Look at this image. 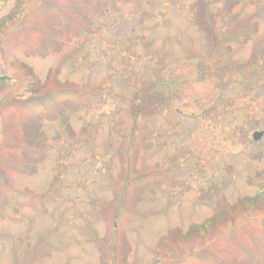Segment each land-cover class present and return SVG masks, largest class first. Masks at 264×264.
<instances>
[{"label": "rangeland", "instance_id": "374dc122", "mask_svg": "<svg viewBox=\"0 0 264 264\" xmlns=\"http://www.w3.org/2000/svg\"><path fill=\"white\" fill-rule=\"evenodd\" d=\"M13 5L7 0L0 19ZM201 10L214 42L197 23ZM50 12L62 13V21L45 22ZM85 17L89 23L81 33L78 22ZM201 58L208 77L199 80ZM18 62L41 80L49 74L84 87L88 106L81 110L80 102L79 111L72 105L65 111L71 131L60 121L42 123L45 148L33 173L24 164L28 157H12L13 149L0 146V164L11 165L9 185H0V264H155V249L160 264H218L198 257L174 261L203 245L220 261L264 264V206L238 204L264 184V135L252 139L264 130V0H26L0 31V70L10 77L1 96L14 90L27 95ZM249 62L254 71L236 73ZM217 65L226 67L208 74ZM157 73L181 84L147 129L138 126L143 122L135 127L137 139L145 138L138 170L148 182L130 185L116 214L121 136L138 86ZM210 104L214 108L200 115ZM18 111L8 104L2 119L19 128ZM16 190L32 194L31 203L24 207L6 198ZM225 202L235 212L204 240L169 239ZM236 221V238L209 243Z\"/></svg>", "mask_w": 264, "mask_h": 264}, {"label": "trees", "instance_id": "16d2710c", "mask_svg": "<svg viewBox=\"0 0 264 264\" xmlns=\"http://www.w3.org/2000/svg\"><path fill=\"white\" fill-rule=\"evenodd\" d=\"M26 0H14V5L12 7V11L6 15H4L0 19V31L3 28L12 22V20L21 12V9ZM118 2L119 0H105ZM82 2V1H81ZM7 3V0H0V10ZM52 4V3H50ZM59 4L55 3L57 7ZM60 8V5L58 6ZM61 9V8H60ZM203 10L204 8L201 7ZM202 10L199 11V15L197 18L198 25H201V28L205 31V33L209 36L211 40L214 42V33L212 30V25L209 24L206 20L207 18L202 14ZM62 11V10H61ZM60 12V11H59ZM62 13L53 15L51 12L47 14V18H45V22L51 21V19L61 22ZM86 19H81L78 23L81 24V33L84 32V27L86 23H89L87 17ZM61 20V21H59ZM47 21V22H48ZM82 35V34H81ZM82 38V37H81ZM215 45V43H214ZM213 45V46H214ZM214 50H210L208 54V58L214 55ZM254 59L256 54H254ZM252 57V58H253ZM205 59V58H204ZM216 60L218 64H220L221 60L218 56H216ZM20 68L23 70L24 74L27 77V82L24 86V90L27 95L23 98L22 95H19L16 90L9 92L8 94L0 95V121L2 122V141L0 146H5L9 150L13 149V156H18L19 158H29L27 162L24 164H28L27 171L28 173H33L34 162L37 161L42 156L43 149L45 148V142H43L42 135V123L45 121L56 122L60 121L67 125V129L71 131V126L66 121L67 114L65 111L69 109L72 105L74 111L80 110V102H81V110L82 107H87L86 103V94L88 91L84 87H70L65 83L60 82L59 80H54L52 77H48L47 74L44 80L39 79L35 73L31 70L30 67H27L24 63L18 62ZM203 64V59L200 60V67H197L198 76L197 79H201L202 77H208L207 74L201 71V66ZM254 64V63H253ZM252 63H245L243 66H240L239 72L242 70L245 71H254L252 68ZM262 66L260 63L257 64V70ZM226 65H217L213 66L210 70L206 69L208 74L215 73L220 69L225 68ZM264 68V66H263ZM262 68V69H263ZM49 73V72H48ZM10 81V77L7 74L6 70H0V93L4 89V87L8 86ZM181 81H176L171 78H166L162 76V74L157 73L154 77L148 78L147 82L143 80L138 86V91L135 93V103L132 105L130 110V116L127 120L126 127L124 128V133L121 138V150L118 158L120 160L121 165V173L119 181L122 183L121 187L115 190L114 193V203L113 211L118 214L120 210H122V204L126 199V192L129 189L130 185L136 186V188H142L148 182V179L145 176V172H140L138 170V161L140 159L141 152V143L145 141V138L142 136L137 139L135 135V127L139 122H143L141 128L143 130L148 127L145 125L146 122L149 121L151 117H155L158 113L159 107L169 101L170 98L174 96V94L179 90ZM262 92L264 93V85H262ZM76 103V104H75ZM16 105L19 110L20 117V126L16 128L11 123L4 122L3 118V108L6 105ZM75 104V105H74ZM9 107V106H7ZM71 107V108H72ZM70 108V109H71ZM214 108L213 104H210L208 107L202 110L200 115L210 112ZM3 120V121H2ZM0 122V123H1ZM8 125V126H6ZM121 125V124H120ZM117 126V125H116ZM118 127V126H117ZM15 149V150H14ZM31 163V164H30ZM13 166H18V163H14ZM132 165V166H131ZM25 167V166H24ZM11 168V165H8L6 162L0 164V185L2 183H8V175L7 170ZM32 170H29V169ZM23 168H20L22 171ZM19 170V169H18ZM260 174L264 175V168L261 170ZM261 179V178H260ZM3 181V182H2ZM133 183V184H132ZM6 184V185H7ZM1 190V189H0ZM6 198L9 200H18V204L21 206H27L31 203V199L33 195L30 193H25L24 191H14V193H7ZM120 203L117 204V203ZM226 203V202H225ZM227 204V203H226ZM218 208L217 212L210 216L209 218L203 220L201 223L193 224L186 233L180 234L179 230H174L169 236L170 240L174 239V241L178 238H182L183 240H190L193 238H200V241L205 239V236L208 232H211L215 228L219 226H223L227 221L228 217H231L232 212H235L234 206H228V204ZM238 204L244 205L246 209L258 207L259 205L264 206V184L263 182L258 183V189L254 196L246 197L243 200L238 201ZM230 208V209H228ZM245 222H247V217L242 218ZM241 222V220H240ZM239 221H236L231 224V226L226 230H223L221 233H217L210 240V244L213 245L216 238L223 237L224 239L233 240L236 238V234L239 231ZM261 223L264 222V219L261 218ZM241 223H244L243 221ZM263 228V227H262ZM264 233V229H263ZM179 234V236H177ZM111 246L112 253L115 251V241L109 243ZM166 244H168V235L164 236L158 246L163 248ZM209 246L203 245L199 248V250L189 252L188 254L181 256L180 258H174V261L180 260H192L195 257L199 259L205 258L206 262H211L214 259L218 264H233L236 262V259H231L229 262L220 261L218 258H214L211 252L208 250ZM264 248V246H263ZM240 252V250H239ZM235 254V253H234ZM237 255V254H235ZM155 264H160L161 252L159 249L154 250ZM237 257V256H236ZM260 256H257L259 260ZM239 264H247L245 260L242 259ZM101 264H108L106 261H101Z\"/></svg>", "mask_w": 264, "mask_h": 264}, {"label": "water", "instance_id": "95a60500", "mask_svg": "<svg viewBox=\"0 0 264 264\" xmlns=\"http://www.w3.org/2000/svg\"><path fill=\"white\" fill-rule=\"evenodd\" d=\"M263 135H264V130H262V131H254V132L252 133V139H253L254 141H257V140H259Z\"/></svg>", "mask_w": 264, "mask_h": 264}]
</instances>
